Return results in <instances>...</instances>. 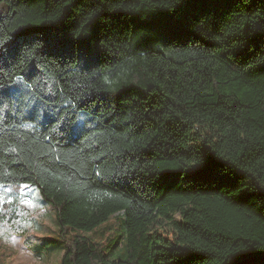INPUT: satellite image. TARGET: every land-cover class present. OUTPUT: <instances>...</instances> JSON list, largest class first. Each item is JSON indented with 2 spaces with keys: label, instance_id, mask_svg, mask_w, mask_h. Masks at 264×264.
<instances>
[{
  "label": "trees",
  "instance_id": "1",
  "mask_svg": "<svg viewBox=\"0 0 264 264\" xmlns=\"http://www.w3.org/2000/svg\"><path fill=\"white\" fill-rule=\"evenodd\" d=\"M0 44V184L60 264H264V0H0ZM116 214L119 258L75 234Z\"/></svg>",
  "mask_w": 264,
  "mask_h": 264
},
{
  "label": "rangeland",
  "instance_id": "2",
  "mask_svg": "<svg viewBox=\"0 0 264 264\" xmlns=\"http://www.w3.org/2000/svg\"><path fill=\"white\" fill-rule=\"evenodd\" d=\"M3 185L4 188H0V194L4 195V200L0 202V264H21V255L32 257L33 264H60L64 245L58 236V225L52 207L43 201L33 185L26 184L29 187L23 191L28 199H33L39 205L35 209L19 202L20 185ZM9 186L11 191H7ZM9 199L12 200L11 204L7 202ZM8 218L12 220H7ZM16 221L21 223L17 224ZM25 221L29 227L24 226ZM122 222L123 216L116 214L92 232L75 234L101 243L111 259L119 258L125 253L124 240L120 237L123 233ZM156 229L167 235L171 231V223L163 221ZM5 237L7 243L3 242ZM16 245H19L18 251Z\"/></svg>",
  "mask_w": 264,
  "mask_h": 264
},
{
  "label": "snow or ice",
  "instance_id": "3",
  "mask_svg": "<svg viewBox=\"0 0 264 264\" xmlns=\"http://www.w3.org/2000/svg\"><path fill=\"white\" fill-rule=\"evenodd\" d=\"M0 47H3L2 44H0ZM6 51H10V47L8 49H5ZM37 55H40L39 52H37ZM4 60H5V57H4V54L3 52H0V67L3 66V63H4ZM16 81L17 82H21L22 81V78L20 76H17L15 77ZM25 87H29L28 85H25ZM12 151H16V149H13ZM29 186L26 185V184H22L20 185V189H21V194H20V197H19V202L21 204H24L26 205L27 207L29 208H32V209H35L37 207H39L38 204H36L33 199H28L27 198V194L23 191L24 189H27ZM0 188H4V185L3 184H0ZM7 191H11V187L9 186V188L7 189ZM4 200V195L3 194H0V202H2ZM9 204L12 203V200L9 199L7 201ZM15 223L19 224L21 223L20 221H16ZM24 226L25 227H29L30 225L25 221L24 222Z\"/></svg>",
  "mask_w": 264,
  "mask_h": 264
},
{
  "label": "clouds",
  "instance_id": "4",
  "mask_svg": "<svg viewBox=\"0 0 264 264\" xmlns=\"http://www.w3.org/2000/svg\"><path fill=\"white\" fill-rule=\"evenodd\" d=\"M3 242H5V243L8 242L7 237L4 238ZM9 246L11 247L12 245L9 244ZM15 248L18 251L19 250V245H16ZM20 261H21V264H33L32 257L27 256V255H21L20 256Z\"/></svg>",
  "mask_w": 264,
  "mask_h": 264
}]
</instances>
